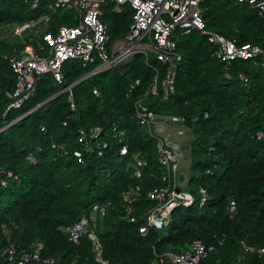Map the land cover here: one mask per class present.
Segmentation results:
<instances>
[{
    "label": "trees",
    "instance_id": "1",
    "mask_svg": "<svg viewBox=\"0 0 264 264\" xmlns=\"http://www.w3.org/2000/svg\"><path fill=\"white\" fill-rule=\"evenodd\" d=\"M32 2L0 0V28L46 14L51 16L48 31L77 24L74 10L54 11L52 0H39L38 7L32 8ZM202 9L207 28L239 44L264 47V14L258 10L237 0H203ZM133 13L129 5L121 13L114 11L112 3L104 7L102 19L112 39L127 34ZM32 43L37 48L42 39L35 37ZM177 45L182 58L175 92L168 99L151 101L150 106L159 114L185 119L192 158L186 186L195 201L173 210L158 239L154 231L142 236L139 227L154 205L147 194L165 185L166 169L159 162L156 139L137 118L135 101L146 97L156 70L163 80L166 65L153 56L148 64L146 56L138 53L127 64L94 74L23 116L94 66L83 67L78 59L66 62L62 83L52 74L38 77L36 90L24 105L6 112L11 101L6 92L16 84L9 57L24 44L17 37L0 40V248L11 242L20 249L41 245L42 257L56 258L59 264H99L88 237L73 243L62 231L86 215L110 264H157L156 254L189 250L195 239L215 246L199 264H264V256L245 253L242 246V241L264 246V137L255 136L257 131L264 133V55L221 62L213 55L214 45L199 30L178 31ZM241 73L248 77L247 83ZM95 87L101 92L98 97ZM71 94L75 110L69 102ZM114 123L126 131L128 153L122 155L123 143L111 137L103 156L87 151L79 128L100 125L109 130ZM53 143L64 145L68 153ZM39 147L41 152L36 150ZM75 150L83 151V162L74 156ZM30 152L36 153L37 163L27 160ZM135 156L147 162L141 178L135 176ZM201 187L210 196L204 205ZM131 191L139 194L133 204L124 199V193ZM232 200L237 204L234 213L229 211ZM95 204L105 205V214L93 215ZM129 206L133 207L129 216L136 222L128 218ZM166 264H171L170 258Z\"/></svg>",
    "mask_w": 264,
    "mask_h": 264
},
{
    "label": "built area",
    "instance_id": "2",
    "mask_svg": "<svg viewBox=\"0 0 264 264\" xmlns=\"http://www.w3.org/2000/svg\"><path fill=\"white\" fill-rule=\"evenodd\" d=\"M248 4L250 7L264 14V0H237ZM203 0H52L51 8L56 11L59 8L74 10L78 13L76 25L61 24L56 32L48 31L51 16L42 15L37 19L23 21L21 23H9L0 28V40L7 37H17L24 44L23 48L9 57V64L16 75V84L13 91H7L10 98L6 112L11 109H20L24 103L34 94L37 78L46 74H52L62 83L65 80L63 72L66 62L78 59L83 67H91L92 75L101 73L117 65L127 64L134 55L142 53L146 56L149 64L150 57L166 65V73L160 80L158 70L147 90L146 97L135 101L137 118L140 124L146 126L150 135L156 139L158 158L165 167L163 181L165 185L150 190L147 197L154 202L143 215L144 223L139 227V233L147 236L151 231L162 237V231L171 221L172 212L180 206H190L194 203L193 194L184 190L177 182V174L181 164V147L175 146L170 137L173 133L182 136L189 132L185 125V119L176 115H163L151 108V101L168 99L175 92L178 63L181 54L178 51L177 32L189 34L193 30H199L207 36L210 43L215 47L213 55L221 62L230 63L235 60H254L264 55V47L259 44L243 43L229 39L224 35L207 28L202 9ZM112 3L114 11L121 13L126 5H129L134 13L130 28L124 37L112 39L108 32V26L103 21L104 7ZM32 8H37L39 0H33ZM27 35H31L27 39ZM35 37L41 38L42 43L36 48L32 43ZM264 67V58L261 60ZM240 78L247 83L248 77L241 73ZM139 83V81L137 82ZM70 85L65 91L70 90ZM162 89V92L160 90ZM2 92L0 88V93ZM93 93L98 97L100 90L95 87ZM150 98V99H148ZM72 110H75L73 95L69 96ZM65 122L64 124H66ZM2 129H0L1 131ZM46 131V127H42ZM79 139L85 143L87 151H97L99 156L109 147V137L123 143L120 148L121 154L128 153V138L126 131L114 123L109 130L103 126L92 125L87 128H79ZM256 138L262 139L264 133L256 132ZM53 147L62 150L63 154L68 151L64 145L53 143ZM38 152L42 151L39 147ZM74 156L83 162V151L75 150ZM30 163H37V155L30 152L27 155ZM147 167V162L135 156V176L141 178ZM6 185V180H2ZM180 189L178 192L177 189ZM138 192L124 193V199L133 204L138 199ZM209 192L206 188L199 189L201 205L209 200ZM237 204L230 202L229 211L234 213ZM93 215L105 214L106 206L95 204L92 207ZM133 207L127 208L128 218L136 222V217H130ZM62 231L67 234L69 240L78 243L82 236L88 237L92 244L95 261L99 264H110L104 255L103 242L92 227L90 218L83 215L77 222L63 226ZM223 244V240H219ZM245 253H256L264 256V246L256 247L242 241ZM20 249L14 242L0 248V262L6 264H28L41 262L42 264H59V260L52 257L43 258L41 249ZM215 249L214 245H207L201 239H195L191 249L181 253L166 252L163 255L156 254L157 264H166L167 258L171 264H199L201 259ZM74 264V263H72Z\"/></svg>",
    "mask_w": 264,
    "mask_h": 264
},
{
    "label": "rangeland",
    "instance_id": "3",
    "mask_svg": "<svg viewBox=\"0 0 264 264\" xmlns=\"http://www.w3.org/2000/svg\"><path fill=\"white\" fill-rule=\"evenodd\" d=\"M78 13L74 11L73 13V18H76ZM190 137V133L186 132L185 135L179 136L175 133L170 137V140L175 143L174 145L177 146L179 145L181 147L179 155L181 156V164L179 167V171L177 174V182L182 185L184 190H189V187H187V179L189 178V167L192 161V158L189 154V149H188V140ZM182 177L184 179L182 180ZM164 232V230L162 231Z\"/></svg>",
    "mask_w": 264,
    "mask_h": 264
},
{
    "label": "water",
    "instance_id": "4",
    "mask_svg": "<svg viewBox=\"0 0 264 264\" xmlns=\"http://www.w3.org/2000/svg\"><path fill=\"white\" fill-rule=\"evenodd\" d=\"M91 76H92V72H89L88 74H86L85 76H83L82 78H80L79 80H77L76 82H74L73 84H71L70 87H73L74 85H76V84H78V83H80V82L86 80L87 78H89V77H91ZM64 91H65V88L62 89L59 93H57L55 96H53V97L49 98L47 101H45V102L39 104L37 107H35L34 109H32L31 111H29L28 113H26V114L23 115V116H26V115L30 114L32 111H34V110L40 108V107H41L42 105H44L46 102L50 101L51 99H53L54 97L58 96L59 94H61V93L64 92ZM177 191L179 192L180 189L178 188Z\"/></svg>",
    "mask_w": 264,
    "mask_h": 264
}]
</instances>
